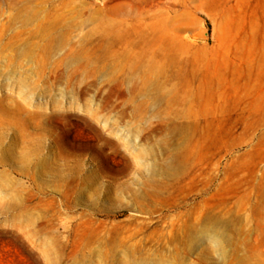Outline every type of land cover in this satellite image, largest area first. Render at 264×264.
<instances>
[{"label": "rangeland", "instance_id": "obj_1", "mask_svg": "<svg viewBox=\"0 0 264 264\" xmlns=\"http://www.w3.org/2000/svg\"><path fill=\"white\" fill-rule=\"evenodd\" d=\"M237 248L264 261V0H0V264Z\"/></svg>", "mask_w": 264, "mask_h": 264}, {"label": "bare ground", "instance_id": "obj_2", "mask_svg": "<svg viewBox=\"0 0 264 264\" xmlns=\"http://www.w3.org/2000/svg\"><path fill=\"white\" fill-rule=\"evenodd\" d=\"M48 27L50 28V31L47 32L45 35L47 36V38L50 41H54V38L56 37L55 32H54L56 29L55 24H47V25L43 24V28H48ZM131 44H132L131 42L128 43V45H130V46H131ZM151 67H152V71H150V74L148 75V80H150V81L153 80L155 82L154 76H158V74L162 75V73L161 72H155L156 66L154 64H152ZM160 95L163 98L166 95V91L163 89V87L160 88ZM134 99H136V97L132 96V100H134ZM18 109H22V108H20V106H18ZM94 225H95V222L93 224V221L91 220V226H89L87 229H88V233L90 232L92 235V238L96 241L99 239V233L100 232L98 230L99 227L96 228L97 226H94ZM98 226H102L103 230L105 231V233L102 237L103 240H105L106 242H109V241L110 242H117V240H118L117 233L113 234V230H111V228H104V225L102 223H99ZM187 228H188V231L190 234L186 235V238L192 237L193 234H195L196 232H199L202 229V226H201L200 222H197V223L196 222H190V224L188 225ZM132 235L133 234H131V236ZM183 239L185 241V237ZM122 245H124V244L122 243ZM126 248H127L126 250L129 251L130 253H134V247L133 246L129 245ZM108 251L109 250H107L106 253H104V255H103L107 260L111 259L112 261L116 262L117 264H128V263L134 264V260L132 259L133 258L132 256L126 260L123 257H120V258L117 257V255H114V256L110 255V253ZM235 252H236L237 258L239 256H241V254H240L241 252H240L239 248H237ZM254 257H255V255H253V254L241 256V257H239L240 260L236 264H264V261L263 262L258 261L257 263L254 262Z\"/></svg>", "mask_w": 264, "mask_h": 264}]
</instances>
